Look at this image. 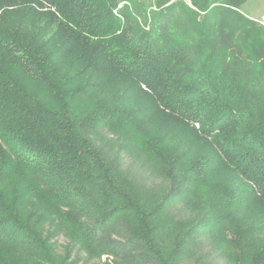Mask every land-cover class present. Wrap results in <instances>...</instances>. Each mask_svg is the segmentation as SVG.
<instances>
[{"label":"trees","instance_id":"1","mask_svg":"<svg viewBox=\"0 0 264 264\" xmlns=\"http://www.w3.org/2000/svg\"><path fill=\"white\" fill-rule=\"evenodd\" d=\"M245 1L0 0V264H264Z\"/></svg>","mask_w":264,"mask_h":264},{"label":"rangeland","instance_id":"2","mask_svg":"<svg viewBox=\"0 0 264 264\" xmlns=\"http://www.w3.org/2000/svg\"><path fill=\"white\" fill-rule=\"evenodd\" d=\"M184 1L190 5V0ZM146 2L150 3L152 0H146ZM240 9L242 13L264 26V0H246L241 5ZM51 241L57 251L64 250L69 244V241L63 234L53 236ZM125 251L126 250H124V253H126ZM72 257L76 260V264H116L120 262L119 259H114L111 256L107 257L106 255L102 256L100 259L89 260L83 252H78V250L73 251Z\"/></svg>","mask_w":264,"mask_h":264}]
</instances>
